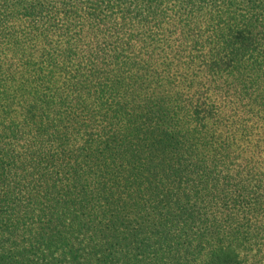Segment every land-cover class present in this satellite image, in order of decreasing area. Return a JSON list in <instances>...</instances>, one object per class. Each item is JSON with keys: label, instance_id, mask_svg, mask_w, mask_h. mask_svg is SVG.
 Here are the masks:
<instances>
[{"label": "trees", "instance_id": "1", "mask_svg": "<svg viewBox=\"0 0 264 264\" xmlns=\"http://www.w3.org/2000/svg\"><path fill=\"white\" fill-rule=\"evenodd\" d=\"M0 264H264V0H0Z\"/></svg>", "mask_w": 264, "mask_h": 264}]
</instances>
